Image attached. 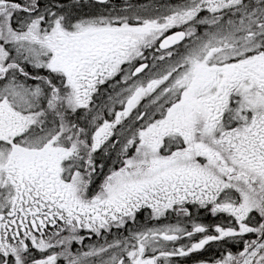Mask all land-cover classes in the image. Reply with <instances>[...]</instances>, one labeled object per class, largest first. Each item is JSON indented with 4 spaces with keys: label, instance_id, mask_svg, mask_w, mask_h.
<instances>
[{
    "label": "snow or ice",
    "instance_id": "1",
    "mask_svg": "<svg viewBox=\"0 0 264 264\" xmlns=\"http://www.w3.org/2000/svg\"><path fill=\"white\" fill-rule=\"evenodd\" d=\"M0 264H264V0H0Z\"/></svg>",
    "mask_w": 264,
    "mask_h": 264
}]
</instances>
